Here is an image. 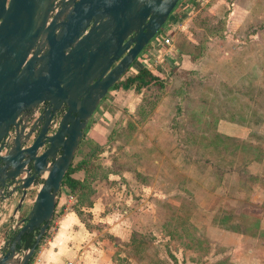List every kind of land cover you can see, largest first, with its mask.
<instances>
[{"label":"rangeland","instance_id":"obj_1","mask_svg":"<svg viewBox=\"0 0 264 264\" xmlns=\"http://www.w3.org/2000/svg\"><path fill=\"white\" fill-rule=\"evenodd\" d=\"M170 36L150 62L161 88L111 89L93 113L113 172L80 210V264H264V0L195 5Z\"/></svg>","mask_w":264,"mask_h":264},{"label":"water","instance_id":"obj_2","mask_svg":"<svg viewBox=\"0 0 264 264\" xmlns=\"http://www.w3.org/2000/svg\"><path fill=\"white\" fill-rule=\"evenodd\" d=\"M177 1L0 0V140L22 111L46 103L37 129L20 128L0 156V199L21 191L18 209L39 182L3 244L0 264H28L91 115ZM8 180L15 185L7 191ZM25 233L33 241L21 248Z\"/></svg>","mask_w":264,"mask_h":264},{"label":"crops","instance_id":"obj_3","mask_svg":"<svg viewBox=\"0 0 264 264\" xmlns=\"http://www.w3.org/2000/svg\"><path fill=\"white\" fill-rule=\"evenodd\" d=\"M175 28L176 26L174 29ZM163 50L165 49H153L152 46L149 50L143 49L130 69L133 68L135 69L134 72H136L139 68L145 67L154 74V72H152V65L150 64L151 57L156 59L157 56H161L160 53ZM175 51L181 52V49L177 48ZM112 90L118 93L117 91L120 89ZM101 116L104 115L102 114ZM99 118H96V113L94 115L92 114L84 131V137L87 136L89 143H93L96 147L104 144L108 131L105 126H103V122L99 121ZM238 126L244 127L245 129H248L249 127L245 124H238ZM80 144L81 142L78 144L73 159L80 152L82 145ZM79 157L82 158L84 156ZM76 173H80V171L72 173V177L81 180L82 178H78L77 175H75ZM66 192L67 191L64 187L60 188L54 212H57L61 208V213L55 215L53 218L55 223L54 231L50 237L45 238L42 241L35 256L28 264H80L81 260L84 259L82 251H80V255H78V249L84 246L83 235L84 232H86V227L70 207L73 199L68 197ZM32 198L33 194L27 199L28 204L31 203ZM256 225L260 231H264V227L259 225V220L256 221Z\"/></svg>","mask_w":264,"mask_h":264},{"label":"trees","instance_id":"obj_4","mask_svg":"<svg viewBox=\"0 0 264 264\" xmlns=\"http://www.w3.org/2000/svg\"><path fill=\"white\" fill-rule=\"evenodd\" d=\"M239 82L243 83L242 80H239ZM153 86H157L161 88V81L159 77L152 74L145 67H141L136 72L129 71L128 73L127 72L124 73L122 77L110 89H120L122 91H127L129 89H132L133 91L140 92L141 90H146ZM137 109L138 111L137 110L135 111L136 114H140L141 109L140 108ZM239 123L242 122L239 121ZM106 138L108 140L109 135H107ZM106 138H105V142H106ZM101 148L102 146L98 145L97 149L95 150L96 151L95 153H91L88 156H84L75 161H72L71 165L68 167L65 175L63 176L60 187V188L64 187L67 191L66 193L68 197L73 199L70 207L72 208V210L75 212V214L78 216V218L84 224L85 227L89 225L86 222L85 224L84 221L82 220L80 216L81 214L80 210H82L83 207L89 208L93 205L94 197H95V184L101 180L105 181L107 179L108 173L113 172L108 168L101 167V165L98 166L97 163H95V155L96 153L99 152ZM254 153L255 156L256 151H254ZM229 157H228V163L230 164L232 161L229 159ZM219 160H223V157H221ZM78 171L82 172L83 174L81 180L72 177V173ZM60 213H61V208L57 212H54L50 224L47 227V230L43 234L42 238L40 239L39 244L35 247L33 256L31 258L35 256L40 244L45 239L46 233L52 226L51 223L53 222L54 216ZM223 219L225 220L226 216H223V218H221L220 220ZM254 226H256V223L254 224ZM245 231L246 230H244V232ZM33 235H34L33 233L23 234L21 236L20 247L21 248L29 247L32 244Z\"/></svg>","mask_w":264,"mask_h":264},{"label":"built area","instance_id":"obj_5","mask_svg":"<svg viewBox=\"0 0 264 264\" xmlns=\"http://www.w3.org/2000/svg\"><path fill=\"white\" fill-rule=\"evenodd\" d=\"M209 0H178L175 7L169 14L167 20L165 21L160 36L158 38L154 37L151 41L153 49H159L167 47L171 44V32H173L174 27L178 22L182 21L183 18L188 16L193 10H195V5H204L208 3ZM171 16V17H170ZM108 94V93H107ZM106 94V96H107ZM105 96V98H106ZM55 124H53L54 126ZM13 135V130L7 131L6 134L0 140V156L5 150L8 149L7 143ZM13 183V182H12ZM13 184H8L5 190H10ZM16 194H10L0 199V255L3 252V244L6 239V235L9 234L8 231L12 230L16 222L19 220L20 211L16 208ZM8 232V233H7ZM69 264V263H68Z\"/></svg>","mask_w":264,"mask_h":264},{"label":"flooded vegetation","instance_id":"obj_6","mask_svg":"<svg viewBox=\"0 0 264 264\" xmlns=\"http://www.w3.org/2000/svg\"><path fill=\"white\" fill-rule=\"evenodd\" d=\"M111 89H109L108 90V92L110 91ZM107 92V93H108ZM106 96V95H105ZM105 98V97H104ZM104 98L102 99V100H104ZM45 102L44 103H42V104H39V105H37L35 108H31V109H26V110H24V111H22L17 117H16V119H15V125H11L10 127H9V129H8V131H10V130H13V135H12V137L9 139V141H8V143H7V146H8V148L11 146V143H12V140H13V138H14V136H15V134L18 132V130L20 129V128H23V132L24 133H27V132H29L31 129H34L33 131H35L36 129H37V127H38V124H39V115H40V113L43 111V109H44V107H45ZM89 123V122H88ZM53 124H55L54 126H53ZM50 125H51V130L54 128V127H56V125H57V119H55V120H52L51 121V123H50ZM88 125V124H87ZM86 125V126H87ZM6 151V150H5ZM72 163V162H71ZM14 180H17L18 178H13ZM15 183L14 181H12V180H8L7 182H6V186L8 185V184H13V183ZM37 183H39V182H36L35 184H33V185H31V187L26 191V193L24 194V196H23V199H22V201H21V205H20V207L18 208V210L20 211V217H19V220L23 217V215H24V212H22L21 211V207L24 205V204H27V209H28V207H29V205L30 204H28V202H27V199L29 198V197H31V195L33 194V192H34V187H35V185L37 184ZM15 185V184H14ZM13 185V186H14ZM6 188V187H5ZM14 195L16 194V205H17V203H18V201H19V198H20V195H21V191H19V190H14L13 192H12ZM26 209V210H27ZM9 232V234L8 235H6V237L8 238V237H11L14 233H13V231L12 230H10V231H8ZM7 232V233H8Z\"/></svg>","mask_w":264,"mask_h":264}]
</instances>
